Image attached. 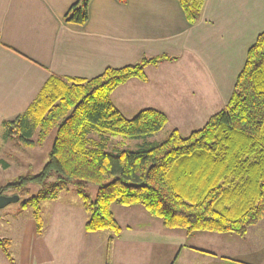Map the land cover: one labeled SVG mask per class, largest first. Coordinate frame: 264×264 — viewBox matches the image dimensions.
<instances>
[{
  "label": "trees",
  "instance_id": "obj_1",
  "mask_svg": "<svg viewBox=\"0 0 264 264\" xmlns=\"http://www.w3.org/2000/svg\"><path fill=\"white\" fill-rule=\"evenodd\" d=\"M124 2V0H118ZM89 0H76L64 21L83 25ZM204 0H178L187 21L197 22ZM176 56H141L114 68L106 66L94 77L50 73L26 109L1 122L4 138L15 136L22 145H40L53 134L48 158L34 175H20L0 187L21 191L40 185L21 200L30 208L38 234L43 231L41 202L54 200L71 183L87 214L85 232L110 230L105 264L110 263L111 242L121 231L112 204L141 205L168 229L187 233L208 231L245 235L264 216V30L248 47L224 107L187 136L173 128L160 141H146L167 122L154 108L125 117L112 103V91L130 78L146 81L144 69ZM109 134L144 143L134 150H106L90 145L88 134ZM86 183L96 185L91 198ZM0 248L13 263L9 240ZM205 252L204 250H201Z\"/></svg>",
  "mask_w": 264,
  "mask_h": 264
},
{
  "label": "crops",
  "instance_id": "obj_2",
  "mask_svg": "<svg viewBox=\"0 0 264 264\" xmlns=\"http://www.w3.org/2000/svg\"><path fill=\"white\" fill-rule=\"evenodd\" d=\"M75 1L0 0V140L4 139L1 122L24 111L50 73L90 78L108 65L118 68L143 55L167 54L176 59L147 65L146 81L133 77L112 91V103L127 118L143 108L165 110L155 101L158 89L164 86L172 90L175 79L192 69L212 78L217 85L224 78L230 96L248 47L264 30V0H204L200 19L193 24L185 18L178 0H89L83 25L64 21V14ZM176 80H181L185 89L190 85L185 75ZM182 94L189 99L194 96V92ZM182 94H168L167 104L179 106ZM145 97L147 101L143 102ZM228 99L226 95L224 102ZM50 223L55 224L53 220ZM152 231L163 230L144 227L129 233L121 229L112 238L110 263L142 264L143 252L130 257L131 250L140 251L137 247L129 246L124 254L118 245L125 237L133 245L154 246L157 239L143 237ZM184 233L185 239L198 235L205 242L224 234ZM251 233L248 227L242 239H249ZM169 239L174 246L183 247L176 258L181 249L192 248L246 263L238 253L219 255L199 245H177L171 236Z\"/></svg>",
  "mask_w": 264,
  "mask_h": 264
},
{
  "label": "rangeland",
  "instance_id": "obj_3",
  "mask_svg": "<svg viewBox=\"0 0 264 264\" xmlns=\"http://www.w3.org/2000/svg\"><path fill=\"white\" fill-rule=\"evenodd\" d=\"M176 73L179 75V72ZM196 73L198 71L192 69L179 75L180 78H184L185 75L188 79L190 85H187L186 89L181 80H176L180 79L178 77L174 81L172 90L164 86L158 89L159 95H156L155 101L165 109L163 111L168 119L159 131L144 140L160 141L173 128H177L182 136H187L191 130L200 128L207 120L208 115L225 106L224 100L226 95L229 97V91L224 78L217 85L212 78L209 79L201 72ZM185 91L187 94L194 92V96L190 95L189 99L187 95L182 94ZM173 92L178 93V95L182 94L178 101L179 106L172 103L167 104L169 101L166 102L168 94ZM142 101L146 102L147 97ZM138 105L140 106V103ZM88 136L90 145L101 142L109 151L115 149L134 150L144 143L143 139L98 134L94 131H91ZM52 142L53 134H49L42 144L35 146L22 145L15 136L0 140V187L20 175L30 176L38 173L48 158ZM39 188L40 185L29 183L23 192L5 190L2 193L18 197L17 200L0 207V237L9 240V250L12 253L13 263L105 264L107 243L113 234L110 230L84 231L83 224L87 219V214L81 207V200L76 192L75 183H71L67 190L60 191L54 200L41 202L43 231L41 234L36 232L30 208H21L20 202L25 197L36 193ZM84 189L91 198L94 197L96 185L86 183ZM111 210L121 229L127 230L129 233H132L136 228L144 227L163 230L158 233L152 231L151 234L143 235L146 239L158 240V244L150 245L149 248H146L144 244L140 246L139 244L128 243V239L125 237L122 239V243L118 245L119 252L124 254L129 246L130 249L137 247L140 251L135 253L131 250L130 257L133 258L136 254L140 255L143 252L142 264H264V216L255 225L249 226L252 230L249 239L244 240L239 235L224 233L218 234L210 242H205L198 235L193 238L189 235L185 239L184 232L186 231L184 229L163 227L161 221L151 216L141 205L112 204ZM52 220L55 222L53 225L50 223ZM169 236L174 242L178 241L177 245L180 243L199 245L207 251L213 250L215 253L225 256L238 253L244 257L246 263L235 259V261H231L232 258L213 257L209 253L192 248L181 249L176 258L178 249L183 247L181 245L174 246ZM179 240L181 241L179 242ZM233 250L234 252H232ZM185 252L188 253L185 254ZM215 258H218L219 261H216ZM9 263L11 264L0 248V264Z\"/></svg>",
  "mask_w": 264,
  "mask_h": 264
},
{
  "label": "water",
  "instance_id": "obj_4",
  "mask_svg": "<svg viewBox=\"0 0 264 264\" xmlns=\"http://www.w3.org/2000/svg\"><path fill=\"white\" fill-rule=\"evenodd\" d=\"M17 196H12V195H5L0 193V207L6 205L7 203L17 200Z\"/></svg>",
  "mask_w": 264,
  "mask_h": 264
}]
</instances>
